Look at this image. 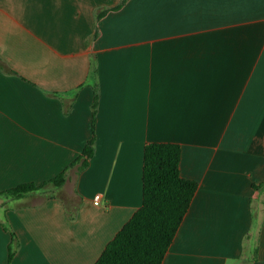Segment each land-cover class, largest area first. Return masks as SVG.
Listing matches in <instances>:
<instances>
[{"label":"crops","instance_id":"0c3cea01","mask_svg":"<svg viewBox=\"0 0 264 264\" xmlns=\"http://www.w3.org/2000/svg\"><path fill=\"white\" fill-rule=\"evenodd\" d=\"M122 1L0 0V190L66 173L0 201V264H94L150 142L198 182L161 264H264V0Z\"/></svg>","mask_w":264,"mask_h":264},{"label":"trees","instance_id":"16d2710c","mask_svg":"<svg viewBox=\"0 0 264 264\" xmlns=\"http://www.w3.org/2000/svg\"><path fill=\"white\" fill-rule=\"evenodd\" d=\"M97 105L96 91L92 103V137L73 163H79L80 169L87 166L94 153ZM181 153L178 143L150 142L145 145L142 205L107 243L94 264L162 263L198 187L196 180L181 175ZM65 180L64 170L40 184L26 182L0 190V195L19 197L27 192L43 189L48 184L62 186ZM16 246L17 241L14 240L13 245H10L9 259Z\"/></svg>","mask_w":264,"mask_h":264},{"label":"built area","instance_id":"2783aa9c","mask_svg":"<svg viewBox=\"0 0 264 264\" xmlns=\"http://www.w3.org/2000/svg\"><path fill=\"white\" fill-rule=\"evenodd\" d=\"M99 199H100V194H96L94 196V203L98 204L99 203Z\"/></svg>","mask_w":264,"mask_h":264},{"label":"rangeland","instance_id":"374dc122","mask_svg":"<svg viewBox=\"0 0 264 264\" xmlns=\"http://www.w3.org/2000/svg\"><path fill=\"white\" fill-rule=\"evenodd\" d=\"M5 196H7V197H13V196H11V195H0V201L5 197Z\"/></svg>","mask_w":264,"mask_h":264}]
</instances>
